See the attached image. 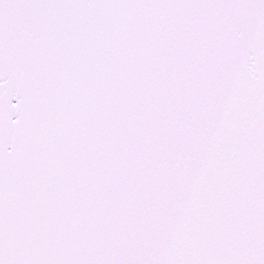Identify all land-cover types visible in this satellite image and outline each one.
Here are the masks:
<instances>
[{"label": "snow or ice", "instance_id": "1", "mask_svg": "<svg viewBox=\"0 0 264 264\" xmlns=\"http://www.w3.org/2000/svg\"><path fill=\"white\" fill-rule=\"evenodd\" d=\"M0 264H264V0H0Z\"/></svg>", "mask_w": 264, "mask_h": 264}]
</instances>
